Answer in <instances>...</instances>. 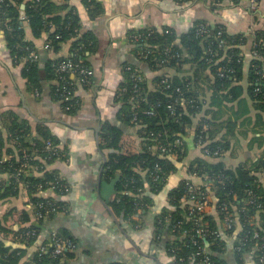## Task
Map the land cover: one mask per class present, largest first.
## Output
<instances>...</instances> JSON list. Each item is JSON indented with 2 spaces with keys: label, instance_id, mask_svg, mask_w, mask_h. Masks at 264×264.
I'll list each match as a JSON object with an SVG mask.
<instances>
[{
  "label": "trees",
  "instance_id": "16d2710c",
  "mask_svg": "<svg viewBox=\"0 0 264 264\" xmlns=\"http://www.w3.org/2000/svg\"><path fill=\"white\" fill-rule=\"evenodd\" d=\"M215 1L217 3H213ZM227 1L232 3L239 0H208L212 10H218ZM82 2L91 18L103 14L102 0H82ZM256 2L258 4L259 0ZM22 4H24L23 9H21ZM20 11L25 13L26 21L34 37L48 33L47 42L51 44L53 50H57L60 43L79 36L71 48L72 55L67 58L89 66L84 52L95 51V38L91 31L81 34V18L78 13L73 12L68 3H57L55 0H0V30L4 32L9 55L12 61L20 66V75L25 78L29 89L35 91L40 89V65L37 58L29 57L30 52H36V49L30 41L25 40ZM201 26L205 27V31L200 30ZM129 36L136 50V59L126 62L122 67L123 80L119 88L124 86L129 91L123 94L122 99L119 97L121 101L119 116L123 123L136 128L142 140V149L134 155L117 152L115 130L108 126L104 127L101 140L103 145L112 148L106 162V174L109 177L119 176L121 191L110 203L111 208L117 216L130 222H137L140 220L142 211H149V207L153 204V197L163 191L170 175L176 170L175 162L185 157L187 144L184 136L192 126L193 114L202 112L195 128L194 138L197 144L203 142L212 151H217V155H211V157L221 156L228 148L230 139L228 123L232 119H239L240 125H245L246 132L254 133L251 145L263 144L264 61L251 55L245 76L242 45H248L250 53L256 46V50L264 56V30L253 29L247 34H231L220 23L211 24L205 19H197L184 33L177 34L170 28H164L161 31L154 28L140 32L132 30L129 31ZM135 36H138V39H135ZM166 47L171 49V54L179 52L180 57H167ZM161 60L164 61L160 65ZM138 61L146 63L155 76H147L137 65ZM183 63H189L192 68L188 74L174 76L162 71L163 68L171 67L179 69ZM128 65L132 69H137V72L143 76V82L138 83L140 87L138 96H145L147 103L137 102L136 99L129 100V96L132 95L130 90L135 81L131 80L130 73L126 70ZM47 71L50 79L58 80V83L54 85L56 98L61 101L65 109L66 106H70L66 109L67 112L74 113L78 102L64 97L62 91V87L70 82L69 76L59 80V74L51 65L48 66ZM164 76L169 77L167 80L169 87L163 82ZM244 80H246L245 87L241 83ZM149 82L152 83V87L149 86ZM66 87L71 89L69 85ZM198 94L206 96L205 105L195 98ZM183 97L195 98V101L192 105L179 106L180 99ZM169 104L176 107L174 115L169 113ZM251 107L256 110L253 120L248 114ZM148 108L154 109V115L149 116L145 113ZM135 114L136 120L133 119ZM225 114L228 116L224 120ZM18 130L17 124L11 123L10 133L17 143V158L10 157L3 160L0 155V172L10 175V182H0V199L15 194L21 183L29 193L28 204L31 203L35 211L43 215L36 219V224H33L29 214L22 213L21 221H29V223L23 224L16 232L12 231L14 242L16 239L19 244L16 247L0 239V264H19L29 248L32 245L38 246L45 243L51 232H56L77 244V240L67 231L48 225L52 224L58 214L46 213V209L39 206L40 203L52 202L58 211L68 210L67 181L60 177L56 168L51 167L57 157L51 155L50 151L44 150L46 139H50L54 144L56 142L49 135H44V141H38L34 146L27 147L20 143L17 137ZM243 134L240 133V135ZM177 138L180 140L179 144L175 143ZM159 144L167 145L163 155H159L153 147ZM237 146L234 143V147ZM39 157L49 168L42 169L44 172L41 177L27 175L28 169L22 170L16 176L22 162L28 166L42 165ZM134 168H138L139 171H135ZM187 170L191 174L203 177L205 182L197 186L199 192L205 193L210 198V190L214 191L219 222H216L213 216L207 215L206 210L202 213L199 224L209 230H216L218 234L206 237L192 236L194 233L192 229L197 224L194 221L195 216L188 215L190 204L183 201L186 189V181L183 180L178 187L167 194L168 205L153 216L157 229L156 235L159 236L165 231L169 233L170 239L167 242L169 253L176 259H182L184 263L192 260L197 262L198 258L195 257L197 248L193 239L205 248L206 254L222 263L219 254L224 251L228 239L235 249L240 248V254L257 253L254 248L259 246L261 240L260 238L252 239L251 236L253 231L258 230L260 236L264 237V183L260 181L258 175L264 172V151L255 161L248 158L233 168L226 167L222 161L209 163L197 157L191 160ZM152 171L159 172L156 180L150 176ZM64 186L67 187L66 191L63 190ZM40 189L46 191L52 189L54 194L46 197L38 196L37 192ZM249 191L252 192L251 195ZM256 201L260 204L259 207ZM209 205H211V199ZM222 205H225L224 209H221ZM227 214L234 219L233 227L228 230L223 223V218ZM45 224L47 226L44 227ZM31 231H34V234L27 235V232ZM184 231L185 235H183ZM4 232L11 231L0 219V235ZM65 254L68 260L74 256L70 251H66ZM58 262L59 258L52 257L49 251L38 254L33 250L31 261L24 264H58Z\"/></svg>",
  "mask_w": 264,
  "mask_h": 264
},
{
  "label": "crops",
  "instance_id": "0c3cea01",
  "mask_svg": "<svg viewBox=\"0 0 264 264\" xmlns=\"http://www.w3.org/2000/svg\"><path fill=\"white\" fill-rule=\"evenodd\" d=\"M102 1L103 14L91 18L82 0H55L57 3H68L73 12L78 13L81 18V34L91 31L95 38V51L84 52L89 66L94 71L91 84H84L70 76L73 80V96L78 102L74 113L67 112L61 101L56 98L54 85L57 81L48 77L47 68L53 61L71 56V48L79 36L60 43L59 48L53 50L44 46L48 33L34 37L27 21L23 23L25 40L35 46L36 60L40 65V89L35 91L29 89L25 78L21 77L20 66L12 61L4 32L0 30V155L3 160L18 156L17 143L10 133L13 122L19 129L17 137L20 143L27 147L45 139L44 135H49L56 142L61 155L51 167L56 168L60 177L67 181L68 210L56 215V221L48 225L55 229L60 227L77 240V249L72 251L74 256L68 260V264H197L193 260L184 263L182 259H176L169 253V233L165 231L159 236L156 235L154 213H159L168 205L167 194L183 180L189 179L197 186L205 182L203 177L196 174L187 179L191 174L187 170L191 160L199 157L209 163L222 161L226 167L233 168L248 158L254 161L258 159L264 151V140L260 146L251 145L254 133L246 132L245 125H240L239 119H232L228 123V148L221 156H208L203 153L194 138L202 112L193 114L192 126L184 136L187 144L185 157L175 162L176 170L170 175L163 191L153 197L149 211H142L140 220L130 222L117 216L111 208L110 203L121 190L119 178L112 188L113 191L108 187L114 178L106 174V162L112 148L103 145L101 136L104 127L108 126L115 130L117 152L126 155L141 152L142 140L136 128L123 123L119 116L121 101L118 88L123 80L122 67L126 62L136 59V50L129 38V31L140 32L154 28L161 31L170 28L180 34L186 32L195 20L205 19L211 24H222L231 34H247L253 29L264 30V0H259L254 11L250 10V0L232 3L227 1L218 10H212L208 0ZM22 5L21 9L24 8ZM242 51L246 76L252 56L248 45L243 44ZM137 65L147 76H155L146 63L138 61ZM190 70V64L183 63L179 69L171 67L163 68L162 71L182 76ZM245 81L241 82L244 87ZM149 86H153L151 82ZM255 113L256 110L251 107L248 114L252 120ZM227 116L225 114L223 119ZM234 143L238 146L234 147ZM39 161L42 165L37 164L27 168L28 170L25 169L27 175L41 177L44 172L42 169H49L42 158L39 157ZM134 169L139 171L138 168ZM258 175L264 183V172ZM0 182H10V175L0 172ZM211 190V205L206 213L219 222L215 207L216 198ZM53 194L49 189L37 192L38 196L45 197ZM29 197L26 187L20 183L15 194L0 199V219L11 231L0 235V239L6 244L15 247L19 245L16 239L14 242L12 231L16 232L23 224L29 223L21 221L22 213H28L30 220L32 219L31 223L36 224L28 204ZM33 250L34 247L31 246L19 264L30 262ZM219 258L224 264H260L253 252H237L229 239Z\"/></svg>",
  "mask_w": 264,
  "mask_h": 264
},
{
  "label": "built area",
  "instance_id": "2783aa9c",
  "mask_svg": "<svg viewBox=\"0 0 264 264\" xmlns=\"http://www.w3.org/2000/svg\"><path fill=\"white\" fill-rule=\"evenodd\" d=\"M214 1V0H213ZM213 3H217V1L213 2ZM219 3V2H218ZM250 10L254 11L257 7V2L256 0H250ZM20 19L22 20V23L26 22V15L23 11H20ZM200 30L203 32L205 31V27L201 26ZM135 39H138V36L134 37ZM45 48H51L52 46L49 42L45 43ZM165 53L167 54V57L170 56H174V57H180V53L179 52H175L173 54H171V49L169 47L165 48ZM251 55H253V57L258 58L262 61H264V56H262L257 50H256V46L253 47V50L251 51ZM29 57H31L32 59H36L37 58V54L35 51H31L29 54ZM166 60V59H165ZM164 60H161L159 62V64L161 65L162 62ZM264 64V63H263ZM51 66L54 67V69L56 70V72L59 74V80H64L67 76L72 75L74 78L80 80L82 83L84 84H91L92 82V78L94 76V71L91 67H89L88 65L82 64L79 61H75L69 58H63V59H59L56 61H53L51 63ZM264 68V65H263ZM126 70L130 73V78L131 80L135 81L132 89L130 90L132 92V95L129 96V100L132 99H136L137 102L142 101L143 103H147V99L145 96H138L139 95V91H140V87L138 85V83L143 82L144 78L143 76L137 72V69H132L131 66H127ZM222 74V73H221ZM169 77L168 76H164V80L163 82L166 83L167 87H169L168 81ZM58 83V80H56ZM67 85L70 86L71 89H69L68 87H66ZM73 80L70 79V82H67L66 85H64L62 87V91H63V96L67 97L70 100H76V98L73 96ZM128 88L121 86L118 90V96L121 98L123 96V94H126L128 92ZM195 98H197L200 102H202L203 105L206 104L207 102V98L205 96H202L201 94H198V96H196ZM195 98L192 99H187L186 97H183L180 99L179 102V106L185 107L187 104H191L192 102L195 101ZM122 99V98H121ZM77 101V100H76ZM70 106H66V109H69ZM168 110L170 115H174L176 112V107L173 104H169L168 105ZM145 113L149 116L154 115V109L153 108H148L145 110ZM137 116L136 114L134 115V120H136ZM176 144L180 143V140L177 138L175 140ZM199 146H201L202 151L204 154L211 156V155H217V151H212V149H210L209 147H206L204 145V143H199ZM167 145L165 144H159V145H154V149L157 150V152L159 153V155H163V153L165 152V150ZM44 150L50 151L51 155H54L55 157H59L60 155V149L59 147L54 144L50 139H46L45 140V144H44ZM31 168L32 166H28V164L26 163H21L20 164V168L17 171L16 176H18L22 170H25L27 168ZM159 173V172H158ZM156 171H152L150 173V176L153 180H156L159 175ZM191 175L194 174H190L187 176V179L191 177ZM185 195H183V201L186 203H189V210H188V215L189 217H191L192 215L195 216L194 221H195V227L192 229V231L194 232L192 234V236H198V237H206L207 235H211V234H215L217 235L218 232L216 230H209L208 228H206L203 225L199 224V221H201L202 219V213H204L207 208L210 206V198L203 192H199L198 191V187L197 185H195L191 180H185ZM53 192L52 189H49ZM64 191L67 190V187L64 186L63 188ZM46 190H42L40 189L38 192H43ZM139 191H141V189H139ZM54 193V192H53ZM252 192L249 191V195H251ZM45 197V196H43ZM257 206L259 207L260 204L257 203ZM40 207L46 209V213H54V214H60V213H64L62 211H58L57 207L55 205H53L52 202H47V203H40L39 204ZM29 207L31 209V212L33 214V218L36 220L38 217H41L43 214L41 212H36L34 207L32 206L31 203H29ZM225 205L221 206V209H224ZM196 214V215H194ZM223 223L225 225V229H231L234 225V219L233 217H231L230 215H225V217L223 218ZM185 231L183 232V235H185ZM34 231L31 232H27V235H33ZM251 238L253 239H259L261 240V243L259 244V246H257L256 248H254V251H257V253H255L256 258L258 259V262L260 264H264V237L260 236L258 230L257 231H253ZM193 243L196 246V252H195V257L198 258L197 264H224L220 261H216L215 259H213L210 255L206 254V250L203 246H201L200 243H198L195 239H193ZM32 247H34V251H36L38 254H42L45 253L47 251H49L50 255L52 257H57L59 258V262L58 264H68V258L65 254L66 251H75L77 249V244L74 243L72 240L64 238L62 236H60L58 233L56 232H51L48 234V238L47 241L45 243H42L38 246H34L32 245ZM237 252H240V248L237 247L236 248Z\"/></svg>",
  "mask_w": 264,
  "mask_h": 264
},
{
  "label": "water",
  "instance_id": "95a60500",
  "mask_svg": "<svg viewBox=\"0 0 264 264\" xmlns=\"http://www.w3.org/2000/svg\"><path fill=\"white\" fill-rule=\"evenodd\" d=\"M22 7H24V5H22ZM118 178H119V176L117 175V176H115V177L111 180V182H110L109 185H108V187L110 188V190L113 191L112 188L114 187V185H115V183L117 182Z\"/></svg>",
  "mask_w": 264,
  "mask_h": 264
},
{
  "label": "rangeland",
  "instance_id": "374dc122",
  "mask_svg": "<svg viewBox=\"0 0 264 264\" xmlns=\"http://www.w3.org/2000/svg\"><path fill=\"white\" fill-rule=\"evenodd\" d=\"M206 97V96H205Z\"/></svg>",
  "mask_w": 264,
  "mask_h": 264
}]
</instances>
